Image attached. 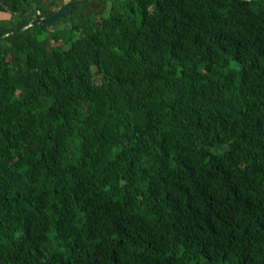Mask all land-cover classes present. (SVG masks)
I'll use <instances>...</instances> for the list:
<instances>
[{
  "label": "trees",
  "instance_id": "trees-1",
  "mask_svg": "<svg viewBox=\"0 0 264 264\" xmlns=\"http://www.w3.org/2000/svg\"><path fill=\"white\" fill-rule=\"evenodd\" d=\"M60 4L0 0V264H264V0Z\"/></svg>",
  "mask_w": 264,
  "mask_h": 264
},
{
  "label": "water",
  "instance_id": "water-1",
  "mask_svg": "<svg viewBox=\"0 0 264 264\" xmlns=\"http://www.w3.org/2000/svg\"><path fill=\"white\" fill-rule=\"evenodd\" d=\"M85 1L87 0H70L66 3H63L61 6H59L52 14H50L49 16L45 17V18H42V19H39V20H36V21H30L29 24L27 26H25L23 29L29 27V26H34L36 24H39V23H47V22H50L51 20L59 17V16H64L68 13V7L70 5H79L81 3H84ZM22 29V30H23Z\"/></svg>",
  "mask_w": 264,
  "mask_h": 264
},
{
  "label": "rangeland",
  "instance_id": "rangeland-1",
  "mask_svg": "<svg viewBox=\"0 0 264 264\" xmlns=\"http://www.w3.org/2000/svg\"><path fill=\"white\" fill-rule=\"evenodd\" d=\"M67 1L68 0H56V2L58 4L61 3L60 6L62 5V3H66ZM63 25L66 26V24H63ZM65 26H62V27L61 26H58V28L57 27L54 28V32L57 33V34H59L60 37L62 38V40L66 39V37L68 35L67 28ZM62 40H60L59 42H61ZM51 43L52 44H55V43H58V42L52 41Z\"/></svg>",
  "mask_w": 264,
  "mask_h": 264
},
{
  "label": "crops",
  "instance_id": "crops-1",
  "mask_svg": "<svg viewBox=\"0 0 264 264\" xmlns=\"http://www.w3.org/2000/svg\"><path fill=\"white\" fill-rule=\"evenodd\" d=\"M8 17V13H5V12H1L0 11V19H5Z\"/></svg>",
  "mask_w": 264,
  "mask_h": 264
}]
</instances>
